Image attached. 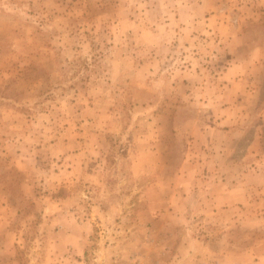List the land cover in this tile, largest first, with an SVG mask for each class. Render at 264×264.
Segmentation results:
<instances>
[{"label":"rangeland","instance_id":"374dc122","mask_svg":"<svg viewBox=\"0 0 264 264\" xmlns=\"http://www.w3.org/2000/svg\"><path fill=\"white\" fill-rule=\"evenodd\" d=\"M0 264H264V0H0Z\"/></svg>","mask_w":264,"mask_h":264},{"label":"crops","instance_id":"0c3cea01","mask_svg":"<svg viewBox=\"0 0 264 264\" xmlns=\"http://www.w3.org/2000/svg\"><path fill=\"white\" fill-rule=\"evenodd\" d=\"M240 67H241V65L239 66V65H235V66H233V67H229L227 70V72L224 74V76H223V79H225V81H227V79H229V77L230 76H233V74H234V72H237V71H239L240 70ZM238 76V75H237ZM236 76V77H237ZM231 78V77H230ZM241 81V80H240ZM234 82H235V84H236V78H235V80H234ZM233 82V83H234ZM239 84H241V82H239ZM238 85V84H237ZM237 94H238V92H237ZM227 133H230V132H227Z\"/></svg>","mask_w":264,"mask_h":264}]
</instances>
